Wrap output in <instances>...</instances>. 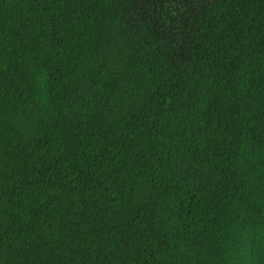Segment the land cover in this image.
<instances>
[{"label": "trees", "instance_id": "obj_1", "mask_svg": "<svg viewBox=\"0 0 264 264\" xmlns=\"http://www.w3.org/2000/svg\"><path fill=\"white\" fill-rule=\"evenodd\" d=\"M0 264H264V0H0Z\"/></svg>", "mask_w": 264, "mask_h": 264}]
</instances>
